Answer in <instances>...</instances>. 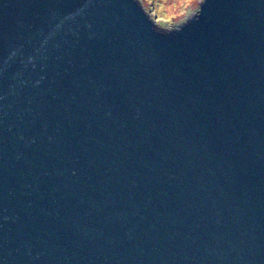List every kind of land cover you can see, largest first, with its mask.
<instances>
[{
    "label": "water",
    "instance_id": "water-1",
    "mask_svg": "<svg viewBox=\"0 0 264 264\" xmlns=\"http://www.w3.org/2000/svg\"><path fill=\"white\" fill-rule=\"evenodd\" d=\"M177 26L0 0V264H264V0Z\"/></svg>",
    "mask_w": 264,
    "mask_h": 264
},
{
    "label": "rangeland",
    "instance_id": "rangeland-1",
    "mask_svg": "<svg viewBox=\"0 0 264 264\" xmlns=\"http://www.w3.org/2000/svg\"><path fill=\"white\" fill-rule=\"evenodd\" d=\"M148 14L154 25L160 30L177 28L196 14L202 0H137Z\"/></svg>",
    "mask_w": 264,
    "mask_h": 264
}]
</instances>
